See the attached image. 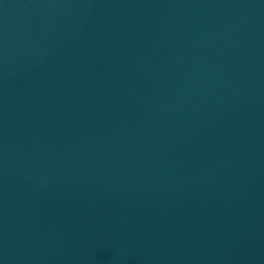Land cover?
I'll return each mask as SVG.
<instances>
[{
	"label": "water",
	"instance_id": "1",
	"mask_svg": "<svg viewBox=\"0 0 264 264\" xmlns=\"http://www.w3.org/2000/svg\"><path fill=\"white\" fill-rule=\"evenodd\" d=\"M0 264H264V0H0Z\"/></svg>",
	"mask_w": 264,
	"mask_h": 264
}]
</instances>
